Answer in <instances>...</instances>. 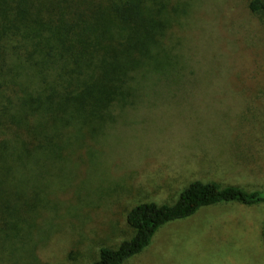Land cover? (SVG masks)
Listing matches in <instances>:
<instances>
[{
    "label": "rangeland",
    "instance_id": "1",
    "mask_svg": "<svg viewBox=\"0 0 264 264\" xmlns=\"http://www.w3.org/2000/svg\"><path fill=\"white\" fill-rule=\"evenodd\" d=\"M251 1H157L172 20L158 68L135 73L137 102L114 105L98 135L68 123L71 147L19 170L12 191L30 184L38 209L21 237L0 236V264H93L134 234L135 205L173 202L194 180L264 191V10ZM124 264H264V202L169 222Z\"/></svg>",
    "mask_w": 264,
    "mask_h": 264
},
{
    "label": "trees",
    "instance_id": "2",
    "mask_svg": "<svg viewBox=\"0 0 264 264\" xmlns=\"http://www.w3.org/2000/svg\"><path fill=\"white\" fill-rule=\"evenodd\" d=\"M157 1L0 0V236L4 240L21 237L26 213L38 209L26 194L30 184L12 191L19 170L37 159L36 153L55 158L71 147L73 135L66 145L62 139L68 123L94 125L89 134L98 135V123L114 120V105L137 102L135 73L158 68L157 57L162 56L163 40L172 25L164 4ZM250 8L264 10V0H252ZM108 111L111 116L105 117ZM227 202L263 203L264 191L198 179L173 202L138 203L127 214L134 234L117 247L102 246L93 264H124L146 249L163 225Z\"/></svg>",
    "mask_w": 264,
    "mask_h": 264
}]
</instances>
